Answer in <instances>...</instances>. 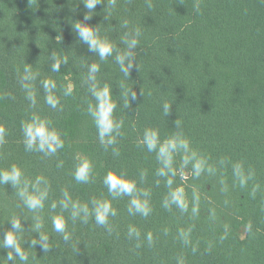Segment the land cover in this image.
Returning <instances> with one entry per match:
<instances>
[{
  "label": "trees",
  "instance_id": "16d2710c",
  "mask_svg": "<svg viewBox=\"0 0 264 264\" xmlns=\"http://www.w3.org/2000/svg\"><path fill=\"white\" fill-rule=\"evenodd\" d=\"M83 2L0 0V168L16 164L29 180L43 176L49 185L44 209L32 213L11 184H0V237L11 227L9 219L20 218L28 264H177L178 257L184 264H264V0H116L114 7L103 0L88 13V21L83 19L89 11ZM79 21L97 27L121 52L126 50L121 42L125 32L139 30L129 76L120 71L115 51L101 60L88 50L75 33ZM52 54L67 61L59 72L51 70ZM92 63L99 65V84L111 88L117 105L113 117L123 121L121 134L107 150L88 113L89 103H95L87 80ZM26 66L36 74L34 81H23ZM45 79L56 84L55 109L45 102ZM22 82L32 84L35 106ZM69 83L73 91L65 96ZM131 90L137 96L126 107L124 93ZM165 102L171 105L168 117ZM32 114L51 121L60 133L64 146L55 154L26 151L21 124ZM146 128L158 129L161 140L182 132L216 170L214 175L182 177L180 156L175 157L173 187H184L187 212L163 206L168 188L165 179L156 176V153L142 144ZM79 135L81 150L75 144ZM114 148L119 155L113 154ZM77 155L92 162L89 183L74 179ZM236 163L245 174L253 173L243 188L233 176ZM109 170L126 173L138 188L150 192L147 217L128 213L129 197L112 200L103 184ZM184 171L191 172V165ZM141 172L146 173L143 179ZM65 189L80 203L110 200L117 213L109 217L112 232L92 217L86 224L73 222L64 212L70 234L64 241L51 224V216L61 209L53 212L50 206L62 199ZM193 191L199 196L196 214ZM34 215L50 237L47 253L39 244L29 246L37 238ZM130 225L140 232L139 240L129 239ZM188 229L190 242L185 244L179 233ZM6 255L7 250L0 249V264H21L18 258L8 262Z\"/></svg>",
  "mask_w": 264,
  "mask_h": 264
},
{
  "label": "clouds",
  "instance_id": "9594fccd",
  "mask_svg": "<svg viewBox=\"0 0 264 264\" xmlns=\"http://www.w3.org/2000/svg\"><path fill=\"white\" fill-rule=\"evenodd\" d=\"M103 0H84V6L89 11L84 15V21L91 19L92 15L88 13L92 12L96 8L97 4L102 3ZM111 6H115L116 0H108ZM151 7V3L148 5ZM123 27H128V22L125 21ZM75 33L79 40L87 45L90 52L98 54L101 60H105L107 57L112 56L115 51V61L120 66V71L125 76H129L130 70L134 63V49L138 46V37L140 32L138 29L132 32H125L122 39V43L126 45V50L121 52L119 49H115L113 44L107 37H101L97 27H93L87 23L79 21L75 25ZM52 64L51 70L53 72H59L61 63H67L66 59L61 61L55 54L51 56ZM99 65L92 63L88 65L87 80L89 81L88 91L90 92L95 103H89L88 113L92 117L94 124L97 128L98 139L101 145L107 150L108 146L116 143V137L121 134L120 129L123 126V121H118L113 117L114 110L116 109V103L112 99V91L108 84L101 86L97 81L96 73L99 72ZM36 74H34L30 67L24 68L23 81H34ZM42 87L46 93L45 102L51 108H57L59 99L54 95V89L56 84L53 80L45 79L41 82ZM22 87L27 93V98L31 101L32 106H35V94L31 83H23ZM73 91V85L69 83L64 89V95H70ZM125 106L130 107V103L137 96L134 90L125 91ZM130 97V98H129ZM171 111V105L167 102L163 104V112L165 116H169ZM176 128L180 127L178 120L174 121ZM21 129L24 136V144L26 151L40 152L46 156L55 154L59 149L63 148L64 141L61 139L60 133L51 126V121L42 118L37 114H32L26 121H22ZM4 129L0 128V140H2ZM142 144L147 148L149 152L156 153V159L159 163V168L156 171V176L165 179L166 187L168 188L167 196L163 201V206L166 209H170L175 206L182 212L188 211V202L186 200V193L183 186L173 187L174 177L177 176V168L174 166L175 157L180 156V175L182 177L187 175H193L199 178L202 173L207 172L210 175L215 174V169L208 166L207 160L200 155L197 151L193 150L190 146V141L183 135L182 132H176L172 136L163 140L160 139L159 131L155 128H146L143 133ZM114 155H119L117 149H113ZM75 170L73 173L74 179L77 183H89L93 174V165L89 158L85 156H76ZM224 161H221L223 164ZM191 165V172H185ZM233 176L235 180L239 182L241 188L245 187L249 180L252 179L253 173L251 170L245 174L243 165L236 163L233 166ZM143 179L146 173H140ZM0 184H11L13 189L16 190V194L23 202L25 208L32 213H38L45 207V201L48 199L49 185L48 181L43 176H37L34 180H29L23 174V171L16 164H12L7 168H0ZM103 184L107 187L108 193L112 200L121 197H129L128 201V213L130 215H141L147 217L151 208L149 206L150 192L137 187V181L127 177L124 172H117L115 170H109L104 178ZM221 184L224 185V181L221 180ZM259 186L253 188L252 195H255L256 189ZM223 191H227L226 187L222 188ZM193 207L192 213L196 214L198 208L195 206L199 201V196L196 191L192 194ZM89 203L91 207H89ZM89 203H80L78 200H73L70 193L65 189L62 191V199L59 202H53L50 206L51 210L55 212L57 207L61 209V212L51 216L52 228L55 232L62 234L64 241H69L70 234L66 230L67 220L63 213H69V219L73 222L80 220L82 223H87L89 218L92 217L95 223L102 226L109 233L112 232V226L109 223V217H115L117 215L116 210L112 207V203L108 199H96L93 198ZM35 221L32 226V231L37 234V238L31 240L29 246L35 247L39 244L44 253L50 251L48 241L50 237L41 231L43 223L41 218L37 215L33 216ZM11 227L4 232L0 237V249L7 250L5 256L8 262L16 261L18 258L21 264H28L29 257L27 253L21 247L20 233L24 230L22 221L20 218L13 217L9 219ZM250 225L248 226L250 230ZM191 229L187 231L181 230L179 235L183 239L185 244H188ZM129 239H140V232L134 227L129 226L128 233ZM225 237H221L224 239ZM146 240L151 246L153 243V236L149 232L146 235ZM25 243V241H24ZM137 247L140 245L137 244ZM196 249L193 248V251ZM177 264H184L183 257L177 258Z\"/></svg>",
  "mask_w": 264,
  "mask_h": 264
},
{
  "label": "rangeland",
  "instance_id": "374dc122",
  "mask_svg": "<svg viewBox=\"0 0 264 264\" xmlns=\"http://www.w3.org/2000/svg\"><path fill=\"white\" fill-rule=\"evenodd\" d=\"M75 140H76V142H75V144H76V146H77V149H79L80 148V150H81V146L82 145H80L82 142H83V135H79V137L77 138V137H75Z\"/></svg>",
  "mask_w": 264,
  "mask_h": 264
}]
</instances>
